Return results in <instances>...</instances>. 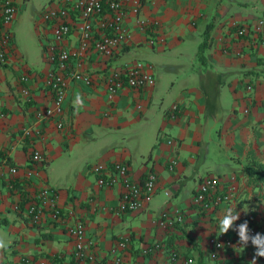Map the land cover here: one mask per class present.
<instances>
[{
    "label": "crops",
    "instance_id": "obj_1",
    "mask_svg": "<svg viewBox=\"0 0 264 264\" xmlns=\"http://www.w3.org/2000/svg\"><path fill=\"white\" fill-rule=\"evenodd\" d=\"M260 16L264 0H142L145 29L130 16L132 40L110 58L91 55L84 68L93 82L70 81L61 113L39 117L36 112L52 102L44 83L50 64L43 55L50 28L40 15L35 26L42 61L30 66L14 41L0 67V107L5 111L0 158L20 167L12 184L0 178V238L8 244L0 250V264H21L24 255L46 264H181L188 256L192 264H253L258 246L252 241L237 252L238 243L215 249L209 238L226 206H236L235 224L247 221L264 235V185L253 184L245 171L251 159L264 163V32H237L238 24ZM75 40L71 34L68 45ZM136 59L150 63L154 83L125 85L108 99V70ZM22 74L29 76L27 83ZM24 85L27 95L21 91ZM76 94L84 100L79 112L72 103ZM167 96L170 103L158 118L159 108L153 105L158 100L162 105ZM173 103L178 109L171 115ZM23 127L32 134L25 135ZM33 148L43 155L33 184L56 189L62 209L59 219L38 224L31 223L25 209L29 182L24 170L31 165ZM172 157L176 163L169 169ZM96 161H125L139 181L154 171L152 198L140 209L120 210L122 187L98 185L90 166ZM207 175L220 178V192L232 187L231 198L209 210L193 202ZM177 211L183 213L181 221L158 224L161 213ZM77 219L93 240L95 261L73 256L68 226ZM226 234L236 236L232 229ZM123 239L125 245L113 253ZM155 243L158 247L144 251ZM256 264H264V257H256Z\"/></svg>",
    "mask_w": 264,
    "mask_h": 264
},
{
    "label": "built area",
    "instance_id": "obj_2",
    "mask_svg": "<svg viewBox=\"0 0 264 264\" xmlns=\"http://www.w3.org/2000/svg\"><path fill=\"white\" fill-rule=\"evenodd\" d=\"M26 0H0V67L9 59V53L14 46V33L12 25L17 13ZM142 0H54L52 4L45 7L41 12L42 21L50 28V36L45 39L43 55L50 64L46 71L44 83L51 93L52 102L43 110H38L36 115L52 116L60 114L63 109V101L70 81H82L90 84L93 77L85 71V62L93 54L110 58L118 53L126 44L132 40V29L127 20L133 16L140 29L147 26L146 19L140 17ZM251 31L253 33L264 32V16H260L248 23L238 24L237 32L243 34ZM76 34L74 44L68 45L67 38ZM150 43L154 42L149 37ZM21 81L27 83L29 76L21 75ZM154 74L150 63L136 59L122 66L113 67L104 77L105 91L108 99H114L118 90L125 85L132 87H145L154 83ZM23 94H29L28 86L21 88ZM178 106L173 103L170 107L171 115H174ZM5 111L0 107V116ZM60 125V123H58ZM25 135H31L29 127H23ZM167 143L172 144L174 139L168 137ZM31 165L24 170L26 182L25 209L31 223L38 224L43 220L51 221L59 219L62 209L59 203L56 189L49 185L33 184V177L37 173L38 165L43 160L40 150L33 148L30 153ZM176 158L172 157L168 162V168L173 169ZM91 169L97 174L98 185L111 186L120 184L121 194L118 208L120 210H137L142 208L151 198L156 190L157 174L149 171L143 181L134 179L129 172V165L125 161H114L111 164L96 161L91 163ZM19 166L8 161L7 157L0 158V178H5L10 184L18 175ZM220 178L207 175L199 182L193 195V202L202 209H212L218 204L231 198L232 187L219 191ZM183 219V213L177 211L173 214L161 213L158 224L172 226L176 221ZM235 225H239L236 223ZM249 235L255 236L259 233L255 225L248 224ZM234 235L219 234L215 231L210 235V242L215 249L238 245V232L233 230ZM68 233L74 240L73 256L76 260L88 259L95 261V255L91 250L93 240L87 237L83 220L77 219L68 226ZM251 239L249 240V242ZM126 239L117 242L111 250L116 253L118 246H124ZM158 247H145L144 251H150ZM114 262H119L116 255ZM193 257H183L181 264H192ZM21 264H46L43 259L24 255ZM58 264V263H53Z\"/></svg>",
    "mask_w": 264,
    "mask_h": 264
},
{
    "label": "rangeland",
    "instance_id": "obj_3",
    "mask_svg": "<svg viewBox=\"0 0 264 264\" xmlns=\"http://www.w3.org/2000/svg\"><path fill=\"white\" fill-rule=\"evenodd\" d=\"M54 0H26L25 4L21 7V14L14 25V41L17 49L24 54L27 63L32 66H37L42 61L41 57V41L40 35L36 33L35 23L43 9ZM170 103V98L167 96L164 103L161 105L158 100L153 106H157L158 118L162 109Z\"/></svg>",
    "mask_w": 264,
    "mask_h": 264
},
{
    "label": "clouds",
    "instance_id": "obj_4",
    "mask_svg": "<svg viewBox=\"0 0 264 264\" xmlns=\"http://www.w3.org/2000/svg\"><path fill=\"white\" fill-rule=\"evenodd\" d=\"M73 108L76 112H79L81 108L84 107V100L80 94H76L73 100ZM239 219V213L236 211V206H226L218 218V231L219 234H226L229 229H233L238 232L239 247L236 248L237 252H242L244 247L248 245L249 240L251 239L252 243L257 247L255 256L252 260L253 264H256V257H264V238L261 237L259 233H256L255 236L249 235V228L247 221L235 225V221ZM8 244L3 238H0V250L6 249Z\"/></svg>",
    "mask_w": 264,
    "mask_h": 264
},
{
    "label": "trees",
    "instance_id": "obj_5",
    "mask_svg": "<svg viewBox=\"0 0 264 264\" xmlns=\"http://www.w3.org/2000/svg\"><path fill=\"white\" fill-rule=\"evenodd\" d=\"M205 40V39H204ZM202 41L198 46V56H202L205 41ZM245 171L249 176V180L256 185H264V163L257 159H251L245 165Z\"/></svg>",
    "mask_w": 264,
    "mask_h": 264
}]
</instances>
